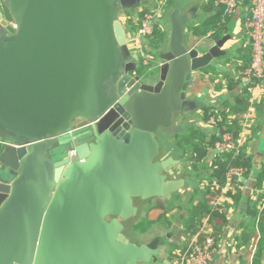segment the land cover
Instances as JSON below:
<instances>
[{"label": "water", "instance_id": "water-1", "mask_svg": "<svg viewBox=\"0 0 264 264\" xmlns=\"http://www.w3.org/2000/svg\"><path fill=\"white\" fill-rule=\"evenodd\" d=\"M5 1L17 26L0 10V139L11 141L0 143V264H151L178 225L139 244L125 222L138 216L136 198L192 187L169 176L180 161L160 158L158 133H175L176 115L198 108L192 76L225 54L228 37L201 54L177 3L148 84L120 18L144 0Z\"/></svg>", "mask_w": 264, "mask_h": 264}, {"label": "crops", "instance_id": "crops-1", "mask_svg": "<svg viewBox=\"0 0 264 264\" xmlns=\"http://www.w3.org/2000/svg\"><path fill=\"white\" fill-rule=\"evenodd\" d=\"M172 1L174 6L166 8V1L164 3L161 0L153 4V0H144V4L135 12L132 13L128 10L130 12L128 15L132 17L139 9L140 14L144 10L152 12L155 8H157L155 10L157 16L158 12H161L160 10H166L169 14L177 3H181L184 12L192 15V18L185 25V40L192 46L197 44L206 45V49H203L201 54L214 44L215 41L228 37V40L221 47V50L225 51V54L215 59L209 68L196 71L192 76L191 85L187 90V97L198 101V108L194 112L178 113L175 118V124L181 127V129L196 124L204 127L207 132L212 133L217 125L213 126L209 120L207 122V111H209L208 113L210 111L229 113V118H238L241 122L242 118L249 111L251 98L248 92L250 82L244 79L245 71L250 66L252 58L251 38L246 25V20L251 15V2L249 0H238L234 14L227 16L224 12L225 5L220 3L219 0ZM161 4L163 5L161 6ZM220 12L221 20L216 22V14ZM135 19L137 20V18ZM156 19L158 18L156 17ZM128 26L129 29L131 26ZM165 32L169 36V32L167 30ZM216 34L219 36L216 37ZM152 39L151 37H147L143 38L140 42L133 35L130 42V48L134 53L143 50L145 54L151 56L147 69L145 68L142 74H140V81L148 84L157 82L160 66L165 62L161 54H159L162 47L156 49L151 46V44H154L151 41ZM146 44L147 50L144 47ZM252 109L255 114L254 122L247 134L245 146L242 148L244 157L250 162L249 175L236 178V182L225 189L226 192L232 191L238 199H235L233 196L227 197L226 195L222 197L221 203L227 215L225 220L218 219L217 225L215 224L218 250L212 264H264V246L261 249L262 256L258 259V262L255 261L261 236L258 228V221L261 215V201L259 200L261 194L257 192L259 188L257 183L258 175L264 166V92ZM165 133L167 132L164 130L159 131V141L160 136L166 135ZM166 137L169 136H165L164 138ZM165 140L167 141L168 139L166 138ZM162 143L161 148L163 146ZM211 152V156L216 155L214 152ZM211 164L212 161L209 160V164H205V170H209ZM207 173L205 172L204 176ZM200 199L201 197L198 198V200ZM212 199L210 197L211 201ZM225 203L228 205H224ZM190 211L188 209V219L184 216L178 218L179 215L174 214L176 210L170 213L173 225L168 228L169 230L165 232L164 236L172 230L175 224L178 225V229L175 231L173 242H171L174 248L167 245V241L165 245L161 246L160 257L157 258L162 260L164 264H166V260H169L167 262L169 264H177V252L184 247L191 234L190 224L193 222V218L191 219L189 216ZM255 211H257L256 215ZM202 214L199 213V216ZM231 216L234 217L231 218ZM176 218L178 219L176 220ZM155 259L151 264L156 263Z\"/></svg>", "mask_w": 264, "mask_h": 264}, {"label": "built area", "instance_id": "built-area-1", "mask_svg": "<svg viewBox=\"0 0 264 264\" xmlns=\"http://www.w3.org/2000/svg\"><path fill=\"white\" fill-rule=\"evenodd\" d=\"M220 3L225 5V13L227 16H232L236 11L238 0H219ZM251 2V15L246 20L248 33L251 38L252 46V58L250 66L246 69L244 79L249 81L248 92L250 93V106L249 111L242 118L240 125L241 130L238 135L233 132H225L223 138L216 142L215 148L218 152L228 151L233 152L234 157L242 153V148L245 146L247 141V134L251 130L254 122V110L252 109L258 99L264 92V0H249ZM161 12L154 13L148 12L142 21V25L136 33L138 41H142L143 38L152 36L157 28L164 30L161 24L156 19L162 18L166 14V10H160ZM14 28L17 24L12 19L10 23ZM133 37L130 36V42ZM140 47H142L140 45ZM143 49V48H142ZM134 53V52H133ZM140 60L143 57V63L148 65L150 63V55L144 53L143 50L137 52ZM210 124L217 125L219 119L215 116L209 120ZM0 143L11 144L9 139L2 138ZM8 140V141H6ZM19 146L18 144H15ZM70 154H76V150L72 149ZM246 168L233 166L229 168L227 173L226 184L222 186L217 180H214L210 186L214 190H220L219 194L214 195L212 201L210 200L213 209L224 208L222 206V197L226 195L225 189L230 187L236 182V178L245 176ZM208 186L207 182L204 183ZM261 195H264V186L257 189ZM258 193V194H259ZM261 215L264 211V200L260 205ZM260 215V217H261ZM210 214L204 215L198 222V229L195 233H191L187 243L183 248L178 251V262L177 264H212L214 261L215 254L218 250L215 225L210 221ZM259 217V219H260ZM197 223V222H196Z\"/></svg>", "mask_w": 264, "mask_h": 264}, {"label": "trees", "instance_id": "trees-1", "mask_svg": "<svg viewBox=\"0 0 264 264\" xmlns=\"http://www.w3.org/2000/svg\"><path fill=\"white\" fill-rule=\"evenodd\" d=\"M174 6V3L172 0H166V8H172ZM148 10H144L140 14L139 19H135L134 16L128 18V25L131 27L127 30L129 32V35L133 37V35H136L138 30L140 29L142 25V21L145 18L146 14L148 13ZM225 12V9H224ZM217 17L215 21L217 22L218 20H221V12L216 14ZM126 25V26H128ZM129 27V26H128ZM219 35L216 34V37ZM153 38L151 41L154 44H151L156 49H160L167 43L168 35L164 30H161L157 28L155 30V33L152 36H149ZM150 46V44H149ZM145 50H147V44L144 45ZM207 69V68H206ZM191 112H194L192 110ZM207 111L206 118L207 122L208 120L211 119V116H215L216 119H219V122L216 125L214 131L212 133H209L206 131V129L200 125L193 124L189 126L188 128L177 130L175 134V140H176V148L180 151L178 158L180 159H185L186 161H193L196 160L198 162L202 161L200 165L201 167L205 168V164H209V160L212 161V166H214V171L210 174L209 176H203L200 181L202 180H208L210 182H213L214 180H217L222 186L226 184V179H227V173L229 171L230 167H243V168H250V162L243 156V154H239L236 157H234L233 152H228V151H223V152H218L217 149L215 148V144L217 141L221 140L223 138V134L225 132H233L235 135H238L240 130H241V125H240V120L238 118L231 119L229 118V113H224V112H219V111H213L208 113ZM214 152V156L210 155V152ZM211 152V153H212ZM162 155V154H161ZM204 159V160H203ZM209 159V160H208ZM198 164V163H197ZM195 169H199V166L196 165ZM202 171H205L203 169ZM249 173L245 172V176H248ZM263 181H264V166L261 170V172L258 175V187L263 186ZM212 189L210 186H207L204 195L206 193L211 192ZM206 192V193H205ZM220 190H216V194H219ZM199 192L195 191L194 194L191 196L189 202L195 206H193L190 212L189 216L195 221V219L199 216V213H203L201 216L198 217V220H201V218L204 215L210 214V221L214 225L218 223L219 220H225L226 219V212L221 208L213 209V206L210 203V198L205 199L204 196H201V199L199 200L198 204H195V201L198 199ZM227 197H235V199H238V197L233 194L232 191H227L226 192ZM164 201H166L165 204L160 203L158 205L159 207L165 208V211L162 212L156 219H150L147 216H143L140 218L139 222L134 224L129 228L130 232L137 231L139 234H144L149 229L154 225L157 224L160 220L165 219L166 220V225L172 227L173 221L170 217H168V213L173 212L176 209V205L173 202H168V199L163 198ZM259 200L262 202L264 200V195H261ZM224 205H228L225 203ZM179 208V207H178ZM193 211V215L191 212ZM257 214V211H255V215ZM198 215V216H196ZM219 219V220H218ZM258 228L260 231V239H259V250L255 256V261L258 262V259L262 256V247L264 246V211L262 212V215L258 221ZM194 227L191 228V233H195L198 229V224L195 222L193 223ZM215 225V226H216ZM127 236H128V231H127ZM129 239L131 240V237L128 236ZM132 241V240H131ZM216 241L218 242V239L216 237ZM138 243V242H137ZM140 244V243H139Z\"/></svg>", "mask_w": 264, "mask_h": 264}, {"label": "rangeland", "instance_id": "rangeland-1", "mask_svg": "<svg viewBox=\"0 0 264 264\" xmlns=\"http://www.w3.org/2000/svg\"><path fill=\"white\" fill-rule=\"evenodd\" d=\"M159 2L161 0H153V4L155 2ZM166 0H163V2L165 3ZM163 4H161L162 6ZM159 9V7H158ZM155 10H157V8L153 9L154 13H155ZM140 11V9H139ZM137 12L135 13L134 16L135 18L139 19L140 18V12ZM164 11V10H163ZM168 13L166 12V14L164 15V17L162 18H158V22L161 24V26L167 30V32H169L168 30ZM121 20L123 21V23L125 25H128V18H129V15L127 13H122L121 16H120ZM128 28V26H126ZM128 31V30H127ZM146 41V40H145ZM156 52H158V50H156ZM140 64V68L138 70V75L142 74V72L144 71V69L146 68L147 69V65H144L143 63V57H142V60H140L139 62ZM176 130H180V127H178ZM86 129H78V130H75L73 131L72 133H68L67 135L64 136V140L66 142L70 141V139L74 138V137H77V136H80V135H83L84 133H86ZM166 135H161L160 136V141L163 142V146L161 148V157L160 158H166L168 156H173L175 159L179 160L180 163L177 164V165H174V166H171L168 170V174L171 178H174V177H177V178H180V177H184V176H187V175H190V177L192 176L191 173H189V163H185L184 160L178 158V155H179V150L176 148V138H175V134L174 132H167L165 133ZM165 136H169V137H166L168 140L166 141L164 138ZM203 167H201V170H196L197 172L198 171H202ZM206 172H209V170H205ZM196 172V174H197ZM189 177V176H188ZM192 182V188H196L199 184V182H197L195 180V178H189ZM212 182H209V184H211ZM212 187V186H211ZM206 188V187H205ZM200 195L201 196H205L204 198L205 199H208L210 197H213L214 194L216 193V190H213L209 193H206L204 195V191L205 189H202L200 188ZM193 195L192 193V190H185V191H180L179 193L175 194L171 199L168 200V202H173L177 207H176V212L174 214H178V218L180 217H185L188 219V209H191L193 206V204H191L189 202V199L190 197ZM200 196V197H201ZM135 203L139 206V213H138V216L134 217V218H131L129 220H127L125 222V233L127 235V231H128V236L131 237V240L134 241V242H138V243H144V242H149L153 237L157 236V235H164L165 232H167L169 229V226L166 225V220L163 219V220H160L157 224H154L150 229L149 231H147L146 233L144 234H139L137 231H134V232H130L129 231V228L131 226H133L134 224H136L137 222H139L140 218L143 217V216H147L149 217L150 219H156L162 212L165 211V208H161L159 207L158 205H160V203H163L165 204L166 201H164L163 198H158V197H154V198H150V199H147V200H142L141 198H136L135 199ZM179 207V208H178ZM171 213V212H170ZM168 213V215L170 214ZM167 215V216H168ZM168 217H171V214L168 216ZM234 216H231V218H233ZM176 218V220L178 219ZM187 221V220H185ZM195 221L199 222L198 220V217L195 219ZM186 223V222H185ZM187 224V223H186ZM167 241V245L171 246L172 248H174V245L173 243H171L170 241ZM162 247H160L161 249ZM159 249V250H160ZM155 262L154 264H164L162 262V260H159L157 257H155ZM166 264H169L167 262H165Z\"/></svg>", "mask_w": 264, "mask_h": 264}, {"label": "flooded vegetation", "instance_id": "flooded-vegetation-1", "mask_svg": "<svg viewBox=\"0 0 264 264\" xmlns=\"http://www.w3.org/2000/svg\"><path fill=\"white\" fill-rule=\"evenodd\" d=\"M0 10H1V12H2V14H3V19L4 20H6L7 22H8V24H10L11 23V20H12V18H11V16H10V14H9V10H8V7H7V1H5V0H0ZM122 13H130V12H128V10H124V11H122ZM121 13V14H122ZM3 27V26H2ZM4 28V27H3ZM5 29V28H4ZM0 31H1V28H0ZM87 130V129H86ZM6 141H8V140H6ZM9 142H10V140H9ZM28 142L27 141H21L20 143H19V145H21V146H23V145H26ZM243 154V153H242ZM244 156V155H243ZM182 160H184V162L185 163H189L188 165V167H189V173H191L192 174V176L190 177V175H187V176H184V177H180V178H185L186 180H189V181H191L189 178H195V180L197 181V182H199V184H198V186L196 187V188H189V189H187V190H192V193L194 194V192L195 191H198L199 193H200V188H202V189H206L205 187H207V186H205V182H207V184H209V182L210 181H208V180H202V181H200V179L204 176V173L206 172V171H196V170H201V166L202 165H200L201 163H202V161H200V162H198V161H196V160H193V161H187L186 162V160L185 159H182ZM204 160V159H203ZM198 163V164H197ZM203 164V163H202ZM196 165H198L199 166V169H195V167H196ZM214 171V166H212V164H211V166H210V169H209V172L207 173V175L206 176H209L210 177V174L212 173ZM249 171H250V168H246V172H248L249 173ZM196 172H197V174H196ZM189 176V177H188ZM174 178H177V177H174ZM208 186H210V184L208 185ZM211 187V186H210ZM212 188V187H211ZM185 191V190H184ZM200 197V194H199V196H198V198ZM197 201V202H196ZM195 201V204H198V202H199V200L197 199ZM191 214L193 215L194 213H193V211L191 212ZM196 221H194V222H192L190 225V228H192V227H194V224L193 223H195ZM185 246V245H184ZM177 255H178V252H177ZM177 262H178V260H177Z\"/></svg>", "mask_w": 264, "mask_h": 264}]
</instances>
